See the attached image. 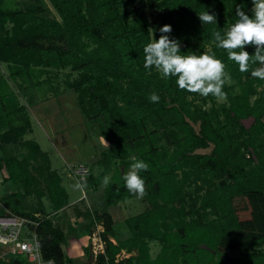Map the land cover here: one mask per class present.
Returning a JSON list of instances; mask_svg holds the SVG:
<instances>
[{"label": "trees", "instance_id": "trees-1", "mask_svg": "<svg viewBox=\"0 0 264 264\" xmlns=\"http://www.w3.org/2000/svg\"><path fill=\"white\" fill-rule=\"evenodd\" d=\"M47 1L52 11L45 0L22 5L0 0V62L9 65L13 81L22 79L28 85L48 69L71 68L80 73V79L69 86L79 95L87 121H98L102 136L113 147L100 162L105 175L115 165L105 192L108 207L137 196L124 187L116 157L123 158L125 168L132 163L125 159L134 156L149 165L140 175L145 180V199L152 207L127 220L131 238L118 243L111 240L116 237L107 212L95 213L86 225L90 234L96 222L104 228L105 249L97 255V262L264 264V254L251 252L264 245V80L251 76V71L260 67L258 62L250 60L249 71L240 72L212 37L214 30L224 33L235 22L236 6L250 10L251 0H145V9L164 11L161 23L152 29L137 8V0ZM205 10L216 13L217 24H201L198 14ZM165 24L172 26L168 35L179 41L182 54H200L212 45L209 53L224 62L225 72L240 89L233 96L224 83L227 105L200 108L189 100L197 93L179 89L174 77L164 78L155 67H144L143 46L153 37L158 39V29ZM246 50L251 55L254 47L246 46ZM153 92L159 95L158 102H150ZM216 97L209 94L205 103L215 102ZM25 110L8 82L0 79V148L14 144L26 150L3 160L10 179L21 185L24 194L3 198L0 216L8 214L10 208L34 222L30 228L40 242L43 259L74 264L63 248L66 233L45 217L43 203L25 214L23 205L11 201L31 195L45 197L41 178L56 213L69 199L62 177L51 170L49 156L37 142L22 141L31 127L30 120L21 126L14 121ZM251 118L254 124L250 128L241 124ZM193 124L200 126L199 133ZM4 126L7 130L2 132ZM210 146V154L194 155L195 150ZM193 184L199 185L198 190L187 193ZM200 191L205 193L199 197ZM188 197L192 200L189 208ZM243 200L244 207L236 208L235 203ZM153 242L162 245L155 259L150 253ZM123 251L130 256L118 260ZM236 251L247 254L238 263H231L230 255ZM85 253L91 261V248ZM0 264L30 262L24 255H7L0 256Z\"/></svg>", "mask_w": 264, "mask_h": 264}, {"label": "rangeland", "instance_id": "rangeland-1", "mask_svg": "<svg viewBox=\"0 0 264 264\" xmlns=\"http://www.w3.org/2000/svg\"><path fill=\"white\" fill-rule=\"evenodd\" d=\"M30 1L33 0H13L14 3H18L19 5ZM45 1L52 11L48 1ZM144 1L145 0H137V8L146 15L152 29L155 25L161 23L164 11L145 9ZM211 49L212 45L207 46L204 52L209 53ZM226 74L228 78L225 79V83L227 87H230V94L233 96L238 95L240 89L236 86L235 81L229 77L228 73ZM0 79H4L8 82L10 88L17 95L19 105L26 108L24 114L19 115L14 121L16 126H21L26 124L27 118L30 120L31 127L22 138V141L37 142L42 152L49 156L51 170L62 177V185L67 190L70 200L67 205L69 211H66L65 207L62 213L59 212V214H63L62 217H60V222H64L65 224L68 222L72 223L71 219L73 218L75 224L80 226L83 224L85 225L90 222L92 213H105L108 210L117 222L113 228L111 227L116 237L115 241L118 243L120 240L123 241L131 238L132 233L127 220L148 211L152 206L145 199L144 195L135 196L130 200L111 207L105 204L106 188L112 181L115 165H112L109 173L105 175L100 162L103 160V155L107 151L113 150V147L110 146V143L106 139L107 145L101 142L102 125L98 121L94 123L87 121V118L83 115L79 106V95L69 86V82L80 79V73L72 71L71 68L48 69L38 81L33 85H28L24 83L22 79H18L17 82L13 81L10 77L9 65L0 62ZM223 88L224 86L222 90ZM205 98L206 97L200 96L197 93V95L189 97V100H193L196 106L205 110H210L213 106L219 108L221 105H227L229 103L226 93L223 96L216 97L215 102L208 100L205 103ZM254 99L255 96L251 98L252 101H254ZM222 118L223 116L221 115V119ZM241 124L246 128H250V126L254 124V119L251 118L242 121ZM6 130L7 126H4L2 132ZM261 139L264 144V135H262ZM158 144L159 146L162 145L161 141L158 142ZM2 151L5 152V158L10 156L18 157L20 152H26V150L19 145H7L2 148ZM131 158L132 157L126 158V162L129 163ZM122 159L121 156L116 157V167L123 174L130 170V168H125L121 163ZM33 174L36 175V172H33ZM81 178L84 179L79 181ZM105 178L108 180L107 183H105ZM41 183V189L46 192L45 197L39 199L35 195L26 196L23 204H21L22 202H17L16 204L19 207L24 205L23 212H25V214H31L39 207L40 201L41 203L44 202L48 208L46 215H48L51 220V216H54L56 210L48 195L47 184L42 178ZM80 183L86 189L93 190L94 200L91 199L90 206L87 203L85 204L77 201V199L82 198L84 195L83 192L85 191ZM198 188V184H193L186 189V192L191 194L195 192L196 189L198 190ZM21 190L24 192L22 187ZM90 192L88 191L89 194ZM204 193L205 192L200 191L197 196L200 197ZM187 200V208H189L192 204V200L189 197ZM244 203V200L237 201L235 207L242 208L244 207ZM199 206L200 203H198V207ZM213 218V216L209 217V219ZM55 225L59 226V223ZM68 226L66 227L67 238H71L75 236V233L69 232L67 229ZM99 226H102V224H99ZM70 229L75 230L72 224ZM76 229L82 230L81 227H77ZM93 231L94 234L91 238H88V241L84 240L85 243H81L77 246H72L69 242L64 244L63 248L67 255H71L72 253L73 256L75 255L76 258L73 259L74 264H99V262H97V255L102 253L105 249L102 240L104 228L96 227ZM86 235L85 233V237H89V235ZM161 246V244L156 242L150 243L152 258H155L159 254ZM88 247L89 249L91 248L94 256L91 261L85 253V249ZM251 252L264 254V245L257 247ZM4 253L5 250L0 252V256L3 258L5 257ZM246 254L247 252L245 251L233 252L230 255V262L238 263ZM126 258L127 255L123 252L118 256V260H124Z\"/></svg>", "mask_w": 264, "mask_h": 264}, {"label": "clouds", "instance_id": "clouds-1", "mask_svg": "<svg viewBox=\"0 0 264 264\" xmlns=\"http://www.w3.org/2000/svg\"><path fill=\"white\" fill-rule=\"evenodd\" d=\"M236 20L230 24L224 33L213 31L215 46L227 52L228 60L238 65L240 72H248L250 60L259 63L251 71V76L264 80V0H251V9L246 11L240 5L235 8ZM201 24H217V15L208 10L198 14ZM161 35L143 46L144 67H155L164 77H174L176 86L181 90L198 93L207 97L223 96L222 87L227 79L225 64L214 53L191 52L182 54L181 45L175 38L168 35L172 26L165 24L159 29ZM247 47H254L250 55ZM150 102H158L160 97L153 92L149 96ZM101 142L107 145L104 137ZM130 170L123 173L124 187L137 196L145 194V180L141 172L149 169L148 163L138 157L131 158ZM108 180L105 178V183Z\"/></svg>", "mask_w": 264, "mask_h": 264}, {"label": "built area", "instance_id": "built-area-1", "mask_svg": "<svg viewBox=\"0 0 264 264\" xmlns=\"http://www.w3.org/2000/svg\"><path fill=\"white\" fill-rule=\"evenodd\" d=\"M36 225L27 218L8 213L0 216V248L7 255H24L32 264H54L45 261L40 242L30 226Z\"/></svg>", "mask_w": 264, "mask_h": 264}, {"label": "crops", "instance_id": "crops-1", "mask_svg": "<svg viewBox=\"0 0 264 264\" xmlns=\"http://www.w3.org/2000/svg\"><path fill=\"white\" fill-rule=\"evenodd\" d=\"M13 146H16V145H14V144H12ZM5 152L4 151H2V148H0V201L3 199V198H5V197H7V198H10V196H12V195H15V194H24V192L21 190V185H19V184H15L11 179H10V175H9V172H8V170H7V168H6V166H5V164L3 163V160L4 159H7V158H5ZM8 158H12V156H10V157H8ZM82 179H84V178H81L79 181H81ZM81 184V183H80ZM81 186H82V188H84L85 189V191L83 192V196H82V198H79V199H77V201L79 202H83V203H87L89 206L91 205L90 203H91V201L92 200H94V197H93V190H88V189H86L82 184H81ZM20 188V189H19ZM14 189H15V191H14ZM88 191L90 192V194L88 193ZM92 199V200H91ZM25 200V198L24 197H17L16 199H13V200H11V201H13V202H22L21 204H23V201ZM70 200V198L68 199V201ZM40 203V202H39ZM43 203V206H44V208H45V210H46V213H47V205H45L44 204V202H42ZM69 203V202H68ZM4 204H5V202H4ZM70 205H72V204H70ZM24 206V205H23ZM107 209H108V207H107ZM64 211V209H62L60 212L62 213ZM66 211H69L68 210V208H67V206H66ZM7 212L8 213H11V214H13V215H16V214H14V213H12L11 211H10V208L8 209L7 208ZM107 213H109L108 212V210L106 211ZM105 212V213H106ZM99 214H102V213H104V212H98ZM110 214V213H109ZM62 215L63 214H59V212L58 213H54V216H51V221L54 223V224H56V223H59V226L62 228V230L66 233V227L68 226V231L69 232H72V233H75V236H73V237H71V238H67L68 237V235H67V233H66V238H67V243L69 242V244H71L72 246H74V245H79V244H81V243H85V241L84 240H86V241H88V238H91V236L94 234V231H93V229L95 228V227H91L90 229H91V231H92V234H90V230L86 227V225L88 226L89 225V223H91V221H92V219L90 220V222H88V224H83V225H77V224H75L74 223V219L72 218L71 219V222L72 223H70V222H68V223H64V222H60V217H62ZM68 215H69V213H68ZM95 215V213L93 214L92 213V216H94ZM16 216H19V215H16ZM38 216H40V214L38 215ZM110 216H111V218H112V221H113V226L115 225V223H117L116 222V219L115 218H113V215H111L110 214ZM21 217V216H20ZM45 217L46 218H49V216L48 215H45ZM134 217H136V216H134ZM130 219V218H129ZM57 221V222H56ZM99 222H96V226L97 227H103V226H99V224H98ZM65 224V225H64ZM71 224H72V226H73V228H75V230H71L70 229V227H71ZM58 226V225H57ZM77 227H81L82 228V230L80 229V230H77L76 228ZM85 233L87 234V235H89V237L87 236V237H85ZM129 239V238H128ZM114 243H117L116 241H115V239H111ZM121 241V240H120ZM123 241H125V240H123ZM71 248V247H70ZM104 252V251H103ZM102 252V253H103ZM123 253H126L125 251H123ZM126 255H127V258L130 256V255H128L127 253H126ZM133 255H136V253L134 252V254ZM68 256L69 257H71L72 259H75L76 257H75V255L73 256V253L70 255V254H68ZM152 257V256H151ZM156 258V257H155ZM155 258H153V259H155Z\"/></svg>", "mask_w": 264, "mask_h": 264}, {"label": "water", "instance_id": "water-1", "mask_svg": "<svg viewBox=\"0 0 264 264\" xmlns=\"http://www.w3.org/2000/svg\"><path fill=\"white\" fill-rule=\"evenodd\" d=\"M193 127L199 133L200 126H196V125L193 124ZM211 152H212V149H211V146H210L208 149L199 148V149L195 150L194 155L205 156L207 154H210Z\"/></svg>", "mask_w": 264, "mask_h": 264}]
</instances>
